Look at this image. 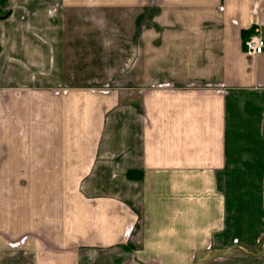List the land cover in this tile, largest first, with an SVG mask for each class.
Here are the masks:
<instances>
[{
  "label": "crops",
  "instance_id": "0c3cea01",
  "mask_svg": "<svg viewBox=\"0 0 264 264\" xmlns=\"http://www.w3.org/2000/svg\"><path fill=\"white\" fill-rule=\"evenodd\" d=\"M1 5L0 264H264V0Z\"/></svg>",
  "mask_w": 264,
  "mask_h": 264
},
{
  "label": "built area",
  "instance_id": "2783aa9c",
  "mask_svg": "<svg viewBox=\"0 0 264 264\" xmlns=\"http://www.w3.org/2000/svg\"><path fill=\"white\" fill-rule=\"evenodd\" d=\"M2 5L0 4V10ZM246 53L250 56H259L264 53V39L253 35L245 42Z\"/></svg>",
  "mask_w": 264,
  "mask_h": 264
},
{
  "label": "trees",
  "instance_id": "16d2710c",
  "mask_svg": "<svg viewBox=\"0 0 264 264\" xmlns=\"http://www.w3.org/2000/svg\"><path fill=\"white\" fill-rule=\"evenodd\" d=\"M2 3V0H0V4ZM254 35V32L252 30H248V31H245L243 33V38H244V44L245 42L251 37Z\"/></svg>",
  "mask_w": 264,
  "mask_h": 264
},
{
  "label": "rangeland",
  "instance_id": "374dc122",
  "mask_svg": "<svg viewBox=\"0 0 264 264\" xmlns=\"http://www.w3.org/2000/svg\"><path fill=\"white\" fill-rule=\"evenodd\" d=\"M6 188H9V187H3V190L6 189ZM11 189H13V187H10ZM14 203V202H13ZM15 204V203H14ZM13 243V242H12Z\"/></svg>",
  "mask_w": 264,
  "mask_h": 264
}]
</instances>
